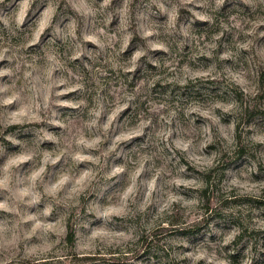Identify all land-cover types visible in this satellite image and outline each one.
I'll return each mask as SVG.
<instances>
[{"label":"clouds","instance_id":"clouds-1","mask_svg":"<svg viewBox=\"0 0 264 264\" xmlns=\"http://www.w3.org/2000/svg\"><path fill=\"white\" fill-rule=\"evenodd\" d=\"M0 264H264V0H0Z\"/></svg>","mask_w":264,"mask_h":264}]
</instances>
